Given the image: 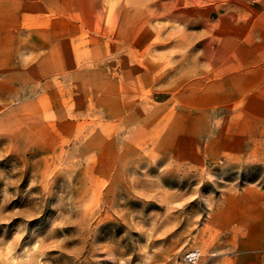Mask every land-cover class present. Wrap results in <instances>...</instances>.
I'll return each instance as SVG.
<instances>
[{
	"label": "rangeland",
	"instance_id": "rangeland-1",
	"mask_svg": "<svg viewBox=\"0 0 264 264\" xmlns=\"http://www.w3.org/2000/svg\"><path fill=\"white\" fill-rule=\"evenodd\" d=\"M251 40L264 0H0V264H264Z\"/></svg>",
	"mask_w": 264,
	"mask_h": 264
},
{
	"label": "crops",
	"instance_id": "crops-1",
	"mask_svg": "<svg viewBox=\"0 0 264 264\" xmlns=\"http://www.w3.org/2000/svg\"><path fill=\"white\" fill-rule=\"evenodd\" d=\"M234 50L228 66L231 72L221 82L228 87V93L221 100L230 103L242 101L241 96L245 92L243 110L230 115L231 124L227 131L230 143L236 146L231 149L238 150L246 137L264 136V41L251 40ZM258 86L261 87L259 92H252Z\"/></svg>",
	"mask_w": 264,
	"mask_h": 264
},
{
	"label": "built area",
	"instance_id": "built-area-1",
	"mask_svg": "<svg viewBox=\"0 0 264 264\" xmlns=\"http://www.w3.org/2000/svg\"><path fill=\"white\" fill-rule=\"evenodd\" d=\"M198 256V251H192L185 256V260H187V262H194L198 258Z\"/></svg>",
	"mask_w": 264,
	"mask_h": 264
}]
</instances>
